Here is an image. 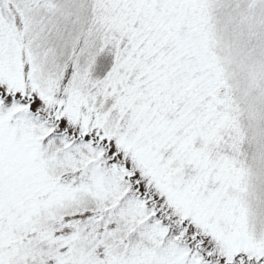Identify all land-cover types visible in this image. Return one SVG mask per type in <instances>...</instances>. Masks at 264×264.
<instances>
[{"label": "snow or ice", "instance_id": "1", "mask_svg": "<svg viewBox=\"0 0 264 264\" xmlns=\"http://www.w3.org/2000/svg\"><path fill=\"white\" fill-rule=\"evenodd\" d=\"M0 264H264V0H0Z\"/></svg>", "mask_w": 264, "mask_h": 264}]
</instances>
